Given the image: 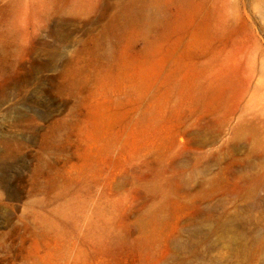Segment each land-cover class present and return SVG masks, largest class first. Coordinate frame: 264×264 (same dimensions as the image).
I'll list each match as a JSON object with an SVG mask.
<instances>
[{"label":"rangeland","instance_id":"obj_1","mask_svg":"<svg viewBox=\"0 0 264 264\" xmlns=\"http://www.w3.org/2000/svg\"><path fill=\"white\" fill-rule=\"evenodd\" d=\"M182 2L209 37L121 74ZM0 264H264V0H0Z\"/></svg>","mask_w":264,"mask_h":264},{"label":"bare ground","instance_id":"obj_2","mask_svg":"<svg viewBox=\"0 0 264 264\" xmlns=\"http://www.w3.org/2000/svg\"><path fill=\"white\" fill-rule=\"evenodd\" d=\"M147 30L158 27L156 41L149 46V53L145 57H131L119 55L122 59L120 64L121 74H124L131 81L139 84L142 87H148L154 84L157 79V65L151 62L154 49H163L162 42L166 40L172 31L187 30L194 38H208V22L204 18H197L193 10L189 11L187 5L182 2L179 5L177 15L169 17H156L152 21H148L145 25ZM168 48H172L168 45ZM171 58H168L166 63L170 68L172 75L175 76L183 67V59L175 56V50ZM230 79L226 76H221L215 82H210L207 87L206 97L214 99H225L231 90ZM85 113L81 118V128L83 137L89 138V132L92 130H109L116 121V116L111 115L105 103H90L84 102ZM96 140H101L98 138Z\"/></svg>","mask_w":264,"mask_h":264}]
</instances>
